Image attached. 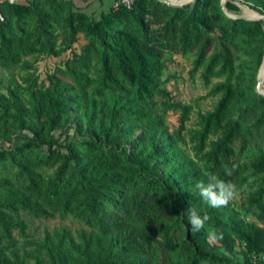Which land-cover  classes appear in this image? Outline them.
<instances>
[{"label": "trees", "instance_id": "obj_1", "mask_svg": "<svg viewBox=\"0 0 264 264\" xmlns=\"http://www.w3.org/2000/svg\"><path fill=\"white\" fill-rule=\"evenodd\" d=\"M246 1L264 14V0ZM65 52L40 77V58ZM175 54L192 56L191 78L218 79L214 107L190 128L191 106L159 80ZM262 61L264 19L230 17L219 0H134L96 15L73 0H1L0 264H253L264 254V150L243 155L264 140ZM209 174L234 183L239 201L204 203L194 186ZM190 207L210 217L201 232ZM56 217L77 226L31 232L30 220ZM210 229L223 239L209 242Z\"/></svg>", "mask_w": 264, "mask_h": 264}, {"label": "rangeland", "instance_id": "obj_2", "mask_svg": "<svg viewBox=\"0 0 264 264\" xmlns=\"http://www.w3.org/2000/svg\"><path fill=\"white\" fill-rule=\"evenodd\" d=\"M96 1H97L96 2L97 6L99 1V5L101 6V8L106 7L108 3L107 0H106L107 3L105 0H96ZM193 1L194 0H184L182 4L185 3L191 4L193 3ZM230 1H232L237 6V9L234 11L227 10L228 13L226 12V14L228 16H230L229 14H233V15H242L248 18H255V16H251L249 14V12L252 11L253 9L250 8V4L246 0H230ZM221 2L222 0H219L220 5ZM96 9L98 8H95L94 12H92L95 15L98 14V10ZM80 41L82 43L84 42L83 39H81ZM239 44L241 46V50L237 54L236 64L237 66H239L238 69H241L244 63L247 61V54L244 49L245 43L243 41H240ZM68 54L69 52H65L57 57L55 56L41 57L37 63V73L40 74V77H44V75L47 72L52 71L55 66L60 64L62 59ZM191 59H192L191 55L189 56H181L179 54L173 55L171 62L168 63L167 68L164 69L163 74L159 77V80L162 82L166 80L163 86L169 92L173 101L175 102L179 101L191 106L190 118L186 123L187 128L194 127L197 120V113L211 110L214 107V104L217 99V96L208 95L207 93L211 88L212 84L216 82L218 79L212 78L211 83L205 85L202 79L199 77V73H200L199 71L195 74L194 78H191L189 76V69L192 65ZM257 80H258V75H257ZM256 85L257 83L254 85V89L257 91ZM178 115H179V111H170L168 113L166 120L168 126L166 133L168 134H166V137H169V132L176 129ZM65 122L68 124L77 125L79 123L77 114L70 112L67 115ZM260 150H264V140L262 141L256 140L251 144H249L248 149L244 153L243 157L245 158L250 157ZM239 199H240V192L238 191V196L234 200V202L239 201ZM244 217L251 221L254 220V217L248 214H245ZM29 224H30L31 232H34L35 228L38 229L39 232H41L43 227H53L55 225H60V224L67 225L71 228L77 226V223L72 222L69 219H60L58 217L48 220H42V219L30 220ZM236 249H238V247Z\"/></svg>", "mask_w": 264, "mask_h": 264}, {"label": "clouds", "instance_id": "obj_3", "mask_svg": "<svg viewBox=\"0 0 264 264\" xmlns=\"http://www.w3.org/2000/svg\"><path fill=\"white\" fill-rule=\"evenodd\" d=\"M236 168L237 165L233 164L230 169L226 168L225 172L230 175ZM194 188L202 201L213 209L228 206L238 196V189L234 183L221 179L214 174L207 176V182L197 181ZM209 220L210 217L207 214L201 215L195 207L188 209V222L192 232L198 233L204 230ZM206 239L209 242L220 241L223 239V233L210 229L206 233Z\"/></svg>", "mask_w": 264, "mask_h": 264}, {"label": "water", "instance_id": "obj_4", "mask_svg": "<svg viewBox=\"0 0 264 264\" xmlns=\"http://www.w3.org/2000/svg\"><path fill=\"white\" fill-rule=\"evenodd\" d=\"M161 1L162 2H165V3H168L170 5H182V3H183V2L179 3V2H176V1H172V0H161ZM225 2H226V0H222L221 6H222V9L225 12H227V9H226V6H225ZM229 15H230V17H234V18L242 17V18H246V19H264V14L259 13V12H257V15L255 16V18H248V17L242 16V15H233V14H229ZM262 66H264V61H262L261 67L259 69L258 80H257V85H256V89H257V91L259 93H264L261 90V85H264V78H261L259 76L260 75V70H261Z\"/></svg>", "mask_w": 264, "mask_h": 264}, {"label": "crops", "instance_id": "obj_5", "mask_svg": "<svg viewBox=\"0 0 264 264\" xmlns=\"http://www.w3.org/2000/svg\"><path fill=\"white\" fill-rule=\"evenodd\" d=\"M1 1V0H0ZM77 5H81V6H84L85 9L89 12H94L95 8H98L96 10H98V12L101 10V9H105L107 8L109 5L112 4L113 0H107L106 3H107V6L106 7H102L99 5V1H98V6L96 5V0H73ZM103 1V2H105Z\"/></svg>", "mask_w": 264, "mask_h": 264}, {"label": "built area", "instance_id": "obj_6", "mask_svg": "<svg viewBox=\"0 0 264 264\" xmlns=\"http://www.w3.org/2000/svg\"><path fill=\"white\" fill-rule=\"evenodd\" d=\"M133 1L134 0H114L112 4L114 7H117L119 4L129 7L133 3ZM258 261H261V263L264 264V254L253 257V264H258Z\"/></svg>", "mask_w": 264, "mask_h": 264}, {"label": "bare ground", "instance_id": "obj_7", "mask_svg": "<svg viewBox=\"0 0 264 264\" xmlns=\"http://www.w3.org/2000/svg\"><path fill=\"white\" fill-rule=\"evenodd\" d=\"M173 1V0H172ZM174 1H178V2H184V0H174ZM249 14L251 16H256L257 15V12L256 11H250ZM261 78H264V66H262L261 70H260V75H259ZM261 90L262 92H264V85H261Z\"/></svg>", "mask_w": 264, "mask_h": 264}]
</instances>
